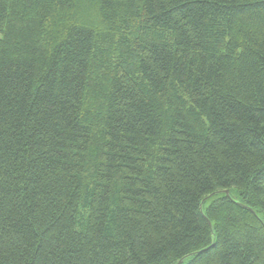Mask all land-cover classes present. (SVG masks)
<instances>
[{
  "label": "trees",
  "instance_id": "16d2710c",
  "mask_svg": "<svg viewBox=\"0 0 264 264\" xmlns=\"http://www.w3.org/2000/svg\"><path fill=\"white\" fill-rule=\"evenodd\" d=\"M0 264H264V0H0Z\"/></svg>",
  "mask_w": 264,
  "mask_h": 264
},
{
  "label": "rangeland",
  "instance_id": "374dc122",
  "mask_svg": "<svg viewBox=\"0 0 264 264\" xmlns=\"http://www.w3.org/2000/svg\"><path fill=\"white\" fill-rule=\"evenodd\" d=\"M210 201H211V198H209L208 200H206L205 205H208Z\"/></svg>",
  "mask_w": 264,
  "mask_h": 264
},
{
  "label": "water",
  "instance_id": "95a60500",
  "mask_svg": "<svg viewBox=\"0 0 264 264\" xmlns=\"http://www.w3.org/2000/svg\"><path fill=\"white\" fill-rule=\"evenodd\" d=\"M225 193H227V190H225ZM208 224L210 225L209 221H208ZM181 262H182V260H180L178 263H181Z\"/></svg>",
  "mask_w": 264,
  "mask_h": 264
}]
</instances>
